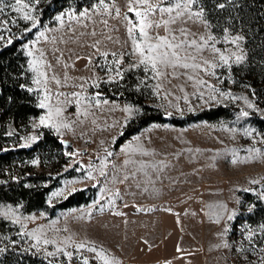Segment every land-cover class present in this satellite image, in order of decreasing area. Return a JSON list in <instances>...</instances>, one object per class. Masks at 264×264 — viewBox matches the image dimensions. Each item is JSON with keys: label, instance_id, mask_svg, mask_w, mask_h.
<instances>
[{"label": "rangeland", "instance_id": "rangeland-1", "mask_svg": "<svg viewBox=\"0 0 264 264\" xmlns=\"http://www.w3.org/2000/svg\"><path fill=\"white\" fill-rule=\"evenodd\" d=\"M148 2L174 7L177 0ZM129 3L95 0L79 9L72 0H0V50L23 40L29 89L46 105L28 132L0 116V152L30 149L47 132L63 145L0 168V249L21 248L56 264H264V217L254 225L245 220L255 200L264 204V131L254 123L264 119V86L238 69L248 59L244 36L214 33L203 11L166 27L169 15L157 11L145 17V39L138 27L129 32L141 20ZM193 10L202 9L196 3ZM235 36L243 37L238 45L225 39ZM161 37L185 42L175 49L179 59ZM137 43L145 55L169 53L159 75L140 63ZM148 44L162 46L149 53ZM140 104L176 116L230 113L185 127L152 124L116 146L142 114ZM14 184L51 188L46 208L28 211L23 199L5 193ZM87 189L88 205L51 215Z\"/></svg>", "mask_w": 264, "mask_h": 264}, {"label": "trees", "instance_id": "trees-1", "mask_svg": "<svg viewBox=\"0 0 264 264\" xmlns=\"http://www.w3.org/2000/svg\"><path fill=\"white\" fill-rule=\"evenodd\" d=\"M58 1L61 2V0H56V3ZM72 1L79 3L78 8L80 9L84 5L94 3L95 0ZM221 4L224 5L223 8L219 7ZM197 5L204 12L205 18L214 33L220 35L226 31H231L244 36L248 59L238 69L242 70V77L248 81L255 80L259 85L264 86V0H197ZM32 35L33 33L31 32L30 36ZM28 61L23 48V40L21 39H17L0 50V116L8 118L17 127L24 128L26 132L30 130L31 121L40 117L43 113L39 106L38 98L29 91L33 75L29 71ZM119 99L127 101L128 98L121 96ZM131 99L128 101L133 102ZM140 106L142 114L139 118L137 117L131 121L116 146L152 124L169 123L176 127H185L201 121L216 122L223 117H228V113H230L228 109L219 108L187 116H176L162 112L152 106L144 104H140ZM254 123L264 131V119L255 118ZM2 141L3 138L0 136V143ZM62 146L57 137L47 132L30 149L0 152V168L5 164L8 165L14 162L17 156L32 157V155L43 153L47 150L59 152ZM2 150L0 147V151ZM15 185H13V190L5 193L12 192L10 195L13 199H23L28 211L46 208V197L51 188L34 190L22 186L19 189ZM89 191L90 189L73 193L60 204L53 206L51 215H54L59 210L88 205L91 202ZM254 203L256 209L247 214L245 219L250 225L260 224L261 217H264V204L260 200H255ZM0 264L56 263L46 257L33 255L27 250L11 246L0 249Z\"/></svg>", "mask_w": 264, "mask_h": 264}, {"label": "snow or ice", "instance_id": "snow-or-ice-1", "mask_svg": "<svg viewBox=\"0 0 264 264\" xmlns=\"http://www.w3.org/2000/svg\"><path fill=\"white\" fill-rule=\"evenodd\" d=\"M101 2L103 3V0H101ZM17 4H21L22 0H16ZM197 3V0H177V2L175 3V6H161V5H151L148 0H130L129 3V12H134V14L138 17H141V20L139 22L138 25L134 24L133 28L129 29V32L132 33L134 28H139V34L142 38L147 39L148 38V33L146 31V29L148 27H151L150 24H148L146 22L145 17L149 14V13H153V12H160V13H165L169 15V19H166L163 21V24L167 27L169 24H174L176 23L177 19L180 18H184L187 17L188 20H192L194 18L199 19L202 17L203 12L202 10L200 11H195L193 10V5ZM134 5H139L142 7L143 10H141V7H134ZM23 7L27 8L28 5L27 4H23ZM219 7L223 8L224 5L221 4L219 5ZM117 14H119V10L117 9ZM173 13H175V15H172ZM26 20H32V17L30 15H25L24 17ZM157 27H159L160 25L157 24ZM32 27H36V23L34 22L32 24ZM181 35L187 37V30L186 29H181ZM163 42V46H166L168 49H173V51L171 52V56L175 57L177 59H179V53L177 51H175V49H181L185 47V42L181 41L180 43L177 44H172L170 42H168V38L167 37H161L158 38ZM176 37L173 36V40H175ZM202 40H204L203 37H201ZM208 40H214V37H208ZM225 39L232 43L233 45H238L239 41H241L243 39V37L241 36H235L233 38H231L230 40L228 39V37H225ZM9 43H11V41H9ZM205 44H207V40L204 41ZM162 45H153V44H148L146 45L147 51L149 53H153L156 52V50L158 48H160ZM188 48H192L196 46V41L192 40L191 42L187 43L186 45ZM214 51H219L218 49H213ZM136 51L141 55V57H143L140 60L141 64H147L150 63L151 64V68L153 71H155L157 73V75H159V71H158V62H163V60L161 59V57L163 58H167L169 53L168 52H163L160 53L158 56H153V55H145V47H141V45L139 43L136 44ZM29 55H31V53H29ZM235 63H241L244 59L243 55H235ZM220 59L224 61L225 64L228 63L227 58H225L224 56H220ZM205 63H207V61H205ZM183 67L187 68L188 65L184 64ZM197 67H199V65H197ZM119 75V73H118ZM37 83H39V81H37ZM58 83V81H57ZM29 91H31V89H29ZM45 99H48V97L46 96ZM41 108L46 107L44 102H41L39 105ZM251 107V105H249ZM57 113H59V109H57ZM243 115H247V113H243ZM50 115L47 119H50ZM39 123L41 125H46L47 120L45 117H41ZM64 127H68V125H63ZM31 140H35V137H31L29 138ZM22 146H27V145H22ZM45 243H47V241H45ZM81 247H83V245H81ZM93 251H95V249H92ZM49 255H51V253H49ZM67 255H71V254H67ZM84 264H88V261L85 260ZM105 264H108V262L106 261Z\"/></svg>", "mask_w": 264, "mask_h": 264}, {"label": "water", "instance_id": "water-1", "mask_svg": "<svg viewBox=\"0 0 264 264\" xmlns=\"http://www.w3.org/2000/svg\"><path fill=\"white\" fill-rule=\"evenodd\" d=\"M70 146V144H68Z\"/></svg>", "mask_w": 264, "mask_h": 264}]
</instances>
